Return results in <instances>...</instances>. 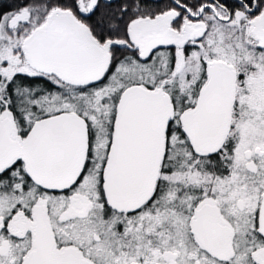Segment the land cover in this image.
<instances>
[{
  "label": "snow or ice",
  "instance_id": "1",
  "mask_svg": "<svg viewBox=\"0 0 264 264\" xmlns=\"http://www.w3.org/2000/svg\"><path fill=\"white\" fill-rule=\"evenodd\" d=\"M0 264H264V0H0Z\"/></svg>",
  "mask_w": 264,
  "mask_h": 264
}]
</instances>
